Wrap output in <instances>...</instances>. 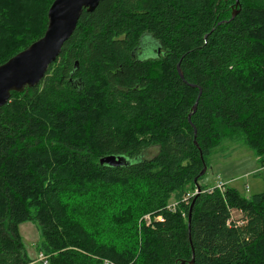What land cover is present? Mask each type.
<instances>
[{"label": "trees", "instance_id": "1", "mask_svg": "<svg viewBox=\"0 0 264 264\" xmlns=\"http://www.w3.org/2000/svg\"><path fill=\"white\" fill-rule=\"evenodd\" d=\"M52 1L0 0V64L43 35ZM232 3L82 11L39 83L0 106V264H34L23 220L48 264H264V188L245 197L198 176L224 139L264 165V0L230 19Z\"/></svg>", "mask_w": 264, "mask_h": 264}, {"label": "water", "instance_id": "2", "mask_svg": "<svg viewBox=\"0 0 264 264\" xmlns=\"http://www.w3.org/2000/svg\"><path fill=\"white\" fill-rule=\"evenodd\" d=\"M100 1L102 0H53L51 2L47 10V24L43 35L0 64V106L8 101L11 92H21L25 88L34 87L39 83L48 65L55 60L64 42L72 34L82 11H93ZM239 9V0H233L230 19L237 14ZM177 72L182 78L178 66ZM195 108L196 102L193 104L191 112ZM98 161L100 164L115 166L122 162V157L106 155L100 157ZM205 171L206 166L204 165L198 176L203 175ZM194 183L199 192L197 178L194 179ZM193 263L192 255L188 261L181 260L177 264Z\"/></svg>", "mask_w": 264, "mask_h": 264}, {"label": "rangeland", "instance_id": "3", "mask_svg": "<svg viewBox=\"0 0 264 264\" xmlns=\"http://www.w3.org/2000/svg\"><path fill=\"white\" fill-rule=\"evenodd\" d=\"M232 10L233 3L230 5ZM144 53L140 57H147ZM157 151L153 146L144 151L142 157L151 158ZM208 168L204 176L199 180L200 184H209L210 188L216 187L218 181L222 182L220 189L226 186L233 187L245 197H249L260 192L264 188V165L259 162V157L247 147L241 140L224 139L219 146L207 158ZM210 188L206 189L207 191ZM199 193L195 188L191 193L186 194L184 199ZM169 208H175V201L168 204ZM232 216L236 219L241 218V213L232 210ZM149 224L151 223L149 214ZM145 216V215H144ZM143 216V217H144ZM160 215H155L156 217ZM161 217V216H160ZM143 220L139 219V223ZM146 223V221H145ZM148 225V223H146ZM17 232L23 243L27 256L33 259L34 264H41L37 261L38 246L41 240V233L37 225L29 220H23L17 223Z\"/></svg>", "mask_w": 264, "mask_h": 264}, {"label": "built area", "instance_id": "4", "mask_svg": "<svg viewBox=\"0 0 264 264\" xmlns=\"http://www.w3.org/2000/svg\"><path fill=\"white\" fill-rule=\"evenodd\" d=\"M222 185H223L222 182H219L217 184V187L220 188ZM143 218L146 221V223L149 224V217H148V215H145ZM156 219L157 220H160V221L162 220V218L160 216H157ZM38 259L42 262V264H47V255H45V254H43V253L40 252L38 254Z\"/></svg>", "mask_w": 264, "mask_h": 264}, {"label": "bare ground", "instance_id": "5", "mask_svg": "<svg viewBox=\"0 0 264 264\" xmlns=\"http://www.w3.org/2000/svg\"><path fill=\"white\" fill-rule=\"evenodd\" d=\"M218 183H219V182H218ZM218 183H217V184H218ZM216 187H217V185H216ZM217 188H218V187H217ZM175 206H176V205H175ZM156 220H157V219H156ZM159 221H160V220H159ZM40 252L43 253L42 251H38V254H39ZM38 254H37V259H36V260L39 261V262L42 264V262L38 259ZM43 254H45V253H43ZM45 255H47V254H45ZM47 264H48V255H47Z\"/></svg>", "mask_w": 264, "mask_h": 264}, {"label": "flooded vegetation", "instance_id": "6", "mask_svg": "<svg viewBox=\"0 0 264 264\" xmlns=\"http://www.w3.org/2000/svg\"><path fill=\"white\" fill-rule=\"evenodd\" d=\"M138 53H139V51H138Z\"/></svg>", "mask_w": 264, "mask_h": 264}]
</instances>
